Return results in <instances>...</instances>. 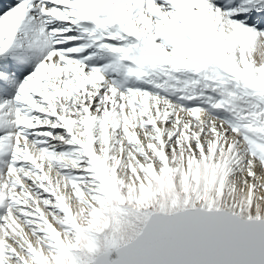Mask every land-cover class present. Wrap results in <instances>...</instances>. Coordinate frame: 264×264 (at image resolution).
<instances>
[{
  "label": "snow or ice",
  "instance_id": "snow-or-ice-1",
  "mask_svg": "<svg viewBox=\"0 0 264 264\" xmlns=\"http://www.w3.org/2000/svg\"><path fill=\"white\" fill-rule=\"evenodd\" d=\"M0 264H264V0H0Z\"/></svg>",
  "mask_w": 264,
  "mask_h": 264
}]
</instances>
